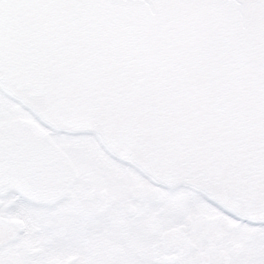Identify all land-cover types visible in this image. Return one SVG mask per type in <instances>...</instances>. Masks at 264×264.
<instances>
[{"label":"water","instance_id":"1","mask_svg":"<svg viewBox=\"0 0 264 264\" xmlns=\"http://www.w3.org/2000/svg\"><path fill=\"white\" fill-rule=\"evenodd\" d=\"M0 10L1 91L56 130L95 135L155 183L264 223V3L2 0Z\"/></svg>","mask_w":264,"mask_h":264},{"label":"flooded vegetation","instance_id":"2","mask_svg":"<svg viewBox=\"0 0 264 264\" xmlns=\"http://www.w3.org/2000/svg\"><path fill=\"white\" fill-rule=\"evenodd\" d=\"M262 255L264 223L155 183L92 134L51 128L0 89V257L11 264H258Z\"/></svg>","mask_w":264,"mask_h":264},{"label":"snow or ice","instance_id":"3","mask_svg":"<svg viewBox=\"0 0 264 264\" xmlns=\"http://www.w3.org/2000/svg\"><path fill=\"white\" fill-rule=\"evenodd\" d=\"M15 3H22V2H28V0H14ZM186 2L190 3H208L210 0H186ZM261 3H264V0H260ZM0 3H2V0H0ZM3 19V12L0 10V20ZM208 45H202L199 48L192 49L188 52L189 55H198L204 51L207 50ZM0 264H11V262L4 257H0ZM19 264V262H18ZM250 264H257V261H251ZM258 264H264V255H262L259 259Z\"/></svg>","mask_w":264,"mask_h":264},{"label":"rangeland","instance_id":"4","mask_svg":"<svg viewBox=\"0 0 264 264\" xmlns=\"http://www.w3.org/2000/svg\"><path fill=\"white\" fill-rule=\"evenodd\" d=\"M79 140H82L83 142H91L90 138H88V137H82V138L79 139ZM79 140H78V141H79ZM78 141H74V142H78Z\"/></svg>","mask_w":264,"mask_h":264}]
</instances>
